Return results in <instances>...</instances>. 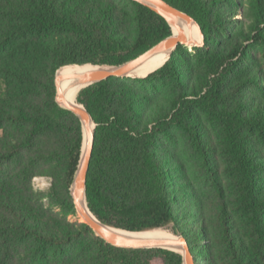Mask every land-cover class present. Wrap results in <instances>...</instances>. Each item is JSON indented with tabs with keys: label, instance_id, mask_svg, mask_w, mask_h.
Segmentation results:
<instances>
[{
	"label": "trees",
	"instance_id": "1",
	"mask_svg": "<svg viewBox=\"0 0 264 264\" xmlns=\"http://www.w3.org/2000/svg\"><path fill=\"white\" fill-rule=\"evenodd\" d=\"M123 1L131 14L113 0H0V264H183L180 254L165 249L110 246L86 224L67 219L74 214L70 187L83 137L79 119L55 102V73L70 65L119 66L171 35L148 7ZM164 1L195 21L207 44L212 27L228 19L212 7L246 0ZM250 6L258 18L247 40L264 47V0ZM128 28L134 31L131 39ZM182 49L144 78L112 77L77 94L95 126L86 206L114 229H164L183 237L194 264H199L195 258L205 264H254L255 254L264 252V193L255 176L262 164L241 147V135L245 130L263 136L264 109L248 114L241 105L233 110L223 105L243 46L205 53L206 72L197 78L194 68L179 60ZM204 120L224 125L238 180L236 199L250 225L246 230L225 205L205 221L195 199L197 210L181 202L173 180L178 178L170 175L181 169L174 150L178 138L206 156ZM36 177L51 179L48 192L33 189ZM58 198L68 202L67 212L44 202L55 206ZM208 226L219 236L217 263L208 253Z\"/></svg>",
	"mask_w": 264,
	"mask_h": 264
},
{
	"label": "rangeland",
	"instance_id": "2",
	"mask_svg": "<svg viewBox=\"0 0 264 264\" xmlns=\"http://www.w3.org/2000/svg\"><path fill=\"white\" fill-rule=\"evenodd\" d=\"M251 1L246 0L245 5L243 1L240 2V5L236 4L235 1H231L227 6L214 5L212 9L215 8L216 14L221 18L228 17V19L224 18L222 24L212 27L210 33L213 35V40L210 37L207 44L202 41L199 47L183 46L181 55L179 56L180 61L190 64L194 68L195 77L197 78L206 72L205 53L216 54L218 52L221 54L237 45L243 46L242 50L244 54L235 59L238 63L237 68L228 81V91L225 92L223 97V105L229 110H233L241 105L248 114L253 111L252 109L261 111V108L258 107L264 109V47L261 45L255 46L247 40L252 35L251 28L256 24L258 18L255 10L251 9ZM113 2L120 9H123V13L131 14L130 7L123 0H113ZM202 18L205 19V16H202ZM196 25L198 26L197 23ZM126 26L130 27L131 24L126 23ZM127 33L130 39L134 35V31L131 28H128ZM200 33L201 31L199 32V39L193 41V43H200ZM194 48H197L198 51H194ZM130 76L134 78L146 75L129 74L128 77ZM203 123L205 126L204 130L210 140L206 156H198L188 145L182 143L181 138H178L175 149L172 148L178 155L181 169L176 174L170 171V175H174L179 179L173 180L176 188L179 189V193H181V202L187 201L193 206L195 199V202L201 206L202 217H204L205 221L211 220L216 209L221 205H225L233 214L234 222L238 228L241 231L243 229L246 230L250 228V225L247 215H244L245 213L240 210L236 199L239 189L237 185L238 180L236 173L232 171V165H230L232 157H230L231 152L224 138V125L212 122L211 120H204ZM241 136V147L245 149L246 153H251L252 159H257L262 164L261 171L255 176L258 177L259 188L264 193V132L262 136L257 132L243 130ZM182 181L185 182L183 183L187 192L181 189ZM50 185L51 179L47 177H36L32 181L33 189L41 193L48 192ZM44 202L56 212H67L68 202L65 199H56L55 206L50 205L46 199ZM193 208L195 207L193 206ZM73 210L74 214L67 217L68 221L70 223H83L80 221L75 209ZM181 214L186 218L185 212L182 209ZM185 225L190 228L188 221ZM208 230L210 233V243L213 246L212 249L210 246L211 250L209 249L208 253L209 255L212 253L214 261L217 263V258L221 256L219 236L218 233L216 234L215 228L211 229V226H208ZM162 231L171 234L169 230L162 229ZM172 237L176 240L179 238V236L175 235H172ZM176 253L180 254V252ZM262 254L264 255V252L255 254L254 258L256 260L254 264H264V256L261 257ZM195 260L199 261V264H205L200 259L197 260L195 258Z\"/></svg>",
	"mask_w": 264,
	"mask_h": 264
},
{
	"label": "water",
	"instance_id": "3",
	"mask_svg": "<svg viewBox=\"0 0 264 264\" xmlns=\"http://www.w3.org/2000/svg\"><path fill=\"white\" fill-rule=\"evenodd\" d=\"M139 2L140 4L148 7L154 13L162 17L168 26L171 29L175 30V34L171 33V35L155 46L141 54L140 56L122 64L119 66H96V67H105L107 70H96L89 73L81 74V75H59L58 71L54 76V86H55V102L63 109L70 111L73 113L80 121L82 128V149L79 164L77 170L75 172L73 182L70 188V194L72 197V202L74 205L75 212L77 215L84 219V224H86L95 234L96 237L103 240L106 244L116 247V248H125V249H165L173 252H180L182 257L183 264H194V260L192 259L187 244L183 237L177 238L175 242L169 243H143V244H130L124 241L122 238L118 237L115 233H113L111 227L105 226L101 224L99 221L95 219L93 216V221L86 215V211L84 207H82V197L85 201V183H86V175L88 171L89 161L92 152L93 146V131H94V123L89 115V113L81 106V110L75 108L70 105L66 100L62 92V82L75 79L80 82V84H84L85 87H89L95 83L101 82L108 78H124L128 77V74L132 72L134 69L139 67L141 64L146 62L150 57L162 52L172 53L179 46H189V47H199L202 44L203 37L201 36V43L195 44L184 38L182 33L181 24L184 23L186 25L195 24L194 20L187 15L186 13L172 7L164 0H133ZM197 26V25H196ZM198 28V26H197ZM199 30V28H198ZM200 31V30H199ZM78 66V65H72ZM93 66V65H92ZM92 124L93 127L90 129L89 124ZM86 204V201H85ZM87 207V206H86ZM118 230V229H117ZM123 231V230H121ZM127 232V231H125ZM133 233V232H128Z\"/></svg>",
	"mask_w": 264,
	"mask_h": 264
},
{
	"label": "bare ground",
	"instance_id": "4",
	"mask_svg": "<svg viewBox=\"0 0 264 264\" xmlns=\"http://www.w3.org/2000/svg\"><path fill=\"white\" fill-rule=\"evenodd\" d=\"M182 27V33L184 35V38L193 42L197 41L199 39V30L195 24L186 25L184 23L181 24ZM172 33L175 34V30L172 29ZM201 37V36H200ZM201 43V39H200ZM195 43V44H200ZM170 55H172L169 52H162L158 53L156 55H153L150 57L146 62L141 64L139 67L134 69L129 74L132 75H147L149 73H152L153 71L159 69L164 65V63L169 59ZM108 68L105 67H96L92 65H82V66H66L58 70L59 75H83L85 73H89L96 70H107ZM128 74V76H129ZM132 77V76H130ZM135 78V77H134ZM144 78V77H142ZM85 85L80 84L78 80L75 79H69L62 82L61 88L63 95L65 97V100L72 106H74L77 109H82L81 106L77 103V94L84 89ZM90 129L93 127V125L89 124ZM82 207H84L86 211V215L93 221V216L89 213L87 210L84 198L82 197ZM81 222H84V219L80 218ZM113 233H115L118 237L122 238L124 241L130 243V244H143V243H152V242H158V243H169V242H175L177 241L172 237L171 234L162 231V230H153L149 232H140V233H128L125 231L112 229Z\"/></svg>",
	"mask_w": 264,
	"mask_h": 264
}]
</instances>
